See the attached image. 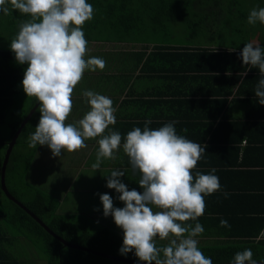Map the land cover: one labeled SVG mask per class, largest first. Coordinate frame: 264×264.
I'll list each match as a JSON object with an SVG mask.
<instances>
[{
  "label": "clouds",
  "instance_id": "9594fccd",
  "mask_svg": "<svg viewBox=\"0 0 264 264\" xmlns=\"http://www.w3.org/2000/svg\"><path fill=\"white\" fill-rule=\"evenodd\" d=\"M10 8L28 17L19 25L10 48L19 64H27L24 92L39 102L41 115L30 135L29 148L46 145L53 156L60 157L64 151L86 148V140L99 137L96 162L91 165L99 170L104 160L116 159L122 147L132 171L140 173L138 183L143 192L129 190L120 180L125 171L115 169L106 186L120 194L124 206L114 207L109 194L100 195L104 216L111 215L123 230L120 254L134 252L146 264H213L198 247L203 226L189 223L204 215L205 197L221 190L216 169L208 174L194 172L207 146L178 135L174 126L178 121L150 129L152 121L146 120L143 130L135 127L122 138L119 131L110 129L117 122L113 100L92 90L83 91L90 110L76 122L66 123L74 89L85 71L106 67L104 59L88 56L83 26L93 19L94 8L87 0H0V13L8 15ZM257 22L264 24V8L250 11L247 23ZM240 56L243 64L258 67L264 75L261 46L246 43ZM255 95L264 105V78L259 80ZM220 226L231 227L224 219ZM157 238L167 244L157 246ZM231 264H264V260L258 262L251 249H244L235 254Z\"/></svg>",
  "mask_w": 264,
  "mask_h": 264
},
{
  "label": "crops",
  "instance_id": "0c3cea01",
  "mask_svg": "<svg viewBox=\"0 0 264 264\" xmlns=\"http://www.w3.org/2000/svg\"><path fill=\"white\" fill-rule=\"evenodd\" d=\"M173 40L185 43L190 38L186 35H174L170 41ZM257 41L259 44L257 39L252 41L253 45ZM127 45L132 52H145L146 57L154 53L153 44L145 45L146 51H141L143 44L139 41ZM111 47L118 57H114L116 64L125 63L120 51L126 47V43H113ZM193 47L197 48L196 45ZM130 57L134 58L133 55ZM168 64L166 63L167 66ZM123 65L119 67L122 68ZM157 66L158 63H150L147 70L142 71L141 65L136 68L134 65L125 88L118 85L115 92L108 88L112 83L97 84L95 78L92 81L87 79L92 84L85 89H80L77 85L72 95V112L66 123L76 122L90 110L83 92H80L84 90H92L113 100L117 109V122L110 129L119 131L122 138L135 127L143 130L146 120L152 121L148 125L150 129H158L165 123L178 121L174 125L178 135L185 136L202 147L207 146L204 158L198 161L194 172L208 174L214 168V174L219 177L221 184L220 191L205 197L204 215L195 222L189 221L193 227L199 222L204 228V232L197 237L198 247L206 257L212 259L213 264L230 263L234 258L228 261L218 259L231 254L235 256L244 249L252 250L253 259L264 260V105L259 104V98L255 95L256 86L264 75L260 73L252 81L246 82L241 93L235 92L237 87L233 93H229L228 84L222 86L214 81L203 86L200 77L199 82H194L193 77L197 74L202 76L200 73L167 76L161 71L155 72L153 68ZM100 71H90L89 75H99ZM230 74L227 72V75ZM183 129H187V132ZM98 139L99 137L88 139L85 141L86 148L68 152L67 159L76 158L68 160V163L63 162L61 156H53L46 145H39L28 177L31 182L51 192L59 200V212L83 214L90 219L91 224L108 227L124 235L111 215L104 216L100 195L109 194L113 198L114 207H123V202L118 199L120 194L106 186L111 171L124 170L121 182L129 190L135 189L142 193L143 189L138 183L141 176L139 172L132 171L129 158L122 147L116 153V159L104 160L99 170H93L91 165L96 162ZM65 152L67 151L61 155ZM81 170L90 173L86 176L89 183L76 189L75 183L85 177V174L81 176ZM52 172L55 178L58 176V180H55L57 182L44 184L47 182L45 175ZM89 192H93L91 203L84 201ZM221 219L227 220L231 227H221ZM166 244L167 241L157 238V246ZM91 264L133 263L96 259Z\"/></svg>",
  "mask_w": 264,
  "mask_h": 264
},
{
  "label": "trees",
  "instance_id": "16d2710c",
  "mask_svg": "<svg viewBox=\"0 0 264 264\" xmlns=\"http://www.w3.org/2000/svg\"><path fill=\"white\" fill-rule=\"evenodd\" d=\"M94 8V17L83 26L85 38L93 53L106 61V67L100 74L89 75L85 71L80 89L96 83L111 84L113 92L116 86L125 88L131 71L136 67L146 71L150 63H158L155 72L170 74L200 73L194 82L202 85L217 81L220 85L228 84V92L241 93L246 82L260 74L258 67L245 65L240 53L246 43L259 40L264 49V24L257 22L249 25L247 18L253 8H264V0H87ZM186 35L190 41L179 43L171 40L175 35ZM139 41L145 45L153 44V54L148 57L145 52L131 51L128 43ZM126 43L121 56L125 65L111 60L113 43ZM111 43V44H109ZM196 45L197 48H194ZM110 46V47H109ZM92 53V54H91ZM103 54V55H102ZM131 55L134 58L131 59ZM114 57L115 53H114ZM151 57V58H150ZM134 62L133 64H131ZM166 63H169L168 66ZM123 65V67H119ZM164 65V66H162ZM162 66V67H160ZM27 64H19L11 48L0 49V144L5 152L22 120L30 109L20 117L8 123L10 137L1 130L6 119L14 113L22 80ZM99 70V69H97ZM230 72V75H227ZM120 73V74H116ZM122 73V75H121ZM243 73H246L243 76ZM91 81H89V80ZM85 87H81V85ZM198 84V83H197ZM224 88V87H223ZM83 92V91H80ZM81 99V98H80ZM37 101V100H36ZM39 109V108H38ZM28 121L22 130L13 149L6 173L9 190L27 207L35 212L52 230L66 240L98 251L126 258H137L134 252L120 254L123 235L108 227L91 224L83 214L61 213L59 200L50 192L31 182L29 171L39 144L29 148V138L39 123L40 112ZM4 152V155H5ZM4 155L0 160L1 169ZM0 205V264H20L16 256L17 241L25 238L33 246L46 254L48 264H91V261L110 260L90 252L65 246L59 239L50 234L25 209L7 196ZM162 246V245H160ZM233 254L219 258L228 261Z\"/></svg>",
  "mask_w": 264,
  "mask_h": 264
},
{
  "label": "rangeland",
  "instance_id": "374dc122",
  "mask_svg": "<svg viewBox=\"0 0 264 264\" xmlns=\"http://www.w3.org/2000/svg\"><path fill=\"white\" fill-rule=\"evenodd\" d=\"M26 19H28L27 16L19 13L18 11H15V10L13 11V10H11V8H10L8 15H4L3 13H0V49L10 48L11 40L17 34V32L19 30V25L22 22H24ZM177 35L179 36V34H177ZM256 45H259L258 41L256 42V44L254 46H256ZM110 55H111V60L113 61L114 60V52H111ZM90 56L96 57V54L93 53ZM116 58H118V57H116ZM85 86L81 85V87H85ZM88 88H89V86H88ZM19 95L20 96H19V99L17 101V105L14 108V113L7 117L6 124H4L1 127L2 132L4 133V135H6L5 136L6 139H8L10 137V131L8 129V123L12 120L17 119V117L19 118L21 114H23L25 111L30 109L31 106L36 102V98L27 97L26 93L23 90V85H22V88H21ZM4 152H5V149H4L3 145L0 144V160L2 159V157L4 155ZM67 157H68V152H65L64 154L61 155L63 162L68 163V160H75L76 159V158L67 159ZM40 172H41V175L44 174V173H42L43 172L42 170H40ZM83 174H85V177L83 178L85 181L83 179H82V181L78 180L74 185L76 187V189L78 187L87 185L89 183V178L88 177L86 178V176L90 173L87 172L86 170H81V176ZM45 177L47 179V182L44 184H52L53 182H57L55 180H58V176L55 178V175L53 172L46 174ZM91 189L93 190L94 188H91ZM92 195H93V192H89V194L85 198L86 200H84V201H86L87 203H89V202L91 203L92 202ZM5 200L7 202L6 195L3 192L2 188H1V184H0V205ZM20 240H22L21 243H19V241H17L18 245H16L15 248H13V250H15V253L17 254L16 256L19 258L20 264H43L44 262L46 264H48V259L46 257V254L43 253V251H41L37 247L33 246L25 238H21Z\"/></svg>",
  "mask_w": 264,
  "mask_h": 264
},
{
  "label": "water",
  "instance_id": "95a60500",
  "mask_svg": "<svg viewBox=\"0 0 264 264\" xmlns=\"http://www.w3.org/2000/svg\"><path fill=\"white\" fill-rule=\"evenodd\" d=\"M38 108H39V102L36 101L35 104L33 105V107L29 110L28 114L22 120L20 126L18 127V129L15 132L12 139L8 142V147H7L5 155H4V159H3V163H2V169H1V188H2L3 192L5 193V195L10 200L14 201L19 206H21L23 209H25L37 222H39L50 234H52L54 237L59 239L65 246L81 249V250H84V251H87V252H90V253L105 257V258H109V259H113V260H119L122 262L133 263V264H146V262L140 261L138 259H129L126 257L109 254L106 252L87 248L85 246H82V245H79L76 243H72V242L66 240L62 236L58 235L54 230H52L35 212H33L29 207H27L20 199H18L9 190L7 182H6V173H7V168H8V164L10 161L11 154L13 152V149L17 143V140H18L22 130L24 129V127L26 126L28 121L32 118V116L36 113ZM218 264H231V262L230 263H218Z\"/></svg>",
  "mask_w": 264,
  "mask_h": 264
}]
</instances>
